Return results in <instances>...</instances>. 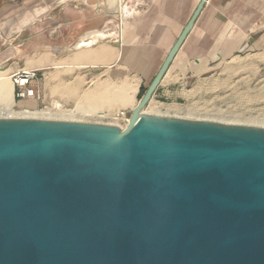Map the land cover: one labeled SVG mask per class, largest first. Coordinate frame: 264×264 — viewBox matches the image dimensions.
<instances>
[{"label":"water","instance_id":"1","mask_svg":"<svg viewBox=\"0 0 264 264\" xmlns=\"http://www.w3.org/2000/svg\"><path fill=\"white\" fill-rule=\"evenodd\" d=\"M0 116V264H264V128L147 112Z\"/></svg>","mask_w":264,"mask_h":264},{"label":"crops","instance_id":"2","mask_svg":"<svg viewBox=\"0 0 264 264\" xmlns=\"http://www.w3.org/2000/svg\"><path fill=\"white\" fill-rule=\"evenodd\" d=\"M199 2L131 0L124 8L118 0H0V91L9 88L12 109L33 110L38 98H17L13 77L74 68L91 75L90 99L108 98L96 88L106 78L134 82L137 101ZM262 52L264 0H207L146 111L178 115L200 77L243 58L259 67Z\"/></svg>","mask_w":264,"mask_h":264},{"label":"rangeland","instance_id":"3","mask_svg":"<svg viewBox=\"0 0 264 264\" xmlns=\"http://www.w3.org/2000/svg\"><path fill=\"white\" fill-rule=\"evenodd\" d=\"M259 61V67H252L255 60L243 58L200 77L194 85V94L180 105V113L176 116L264 128V52L260 53ZM43 72L44 76L31 83L34 98H38L33 111L47 115L42 118L124 126L137 102L134 97L125 101L117 95L90 99L88 92L93 88V79L86 70L64 68ZM95 72L97 74L98 71ZM104 79H100L99 86L108 84V87L121 88L125 85ZM102 92L100 95H107L108 89ZM9 96V88L4 86L0 91V108L12 109ZM120 112L123 114L117 116Z\"/></svg>","mask_w":264,"mask_h":264},{"label":"built area","instance_id":"4","mask_svg":"<svg viewBox=\"0 0 264 264\" xmlns=\"http://www.w3.org/2000/svg\"><path fill=\"white\" fill-rule=\"evenodd\" d=\"M120 2L121 7H126L127 3L131 0H118ZM37 79L36 71H24L21 72L13 77V83L19 89L16 96L17 98L24 99L34 97V90L32 88H28V85ZM32 112H36L29 109H12V113L8 114L7 112H0V116H20L23 114H31ZM123 113L120 112L117 116L122 115ZM120 125V124H119Z\"/></svg>","mask_w":264,"mask_h":264},{"label":"bare ground","instance_id":"5","mask_svg":"<svg viewBox=\"0 0 264 264\" xmlns=\"http://www.w3.org/2000/svg\"><path fill=\"white\" fill-rule=\"evenodd\" d=\"M1 78V77H0ZM134 81V80H133ZM108 85V84H107ZM107 85H98L96 86L98 91H105L106 89H108V95L113 96V95H117L120 96L122 99H124L125 101L130 100L131 98L134 97L136 90H137V85L133 83H126L125 85H123V87L121 88H113V87H108ZM113 86V85H112ZM100 92V93H104V92ZM98 93V92H97ZM96 94V93H95ZM100 97V96H99ZM125 103V102H124ZM129 104V103H127ZM135 106V105H134ZM7 112L8 114L12 113V109H8V108H0V112ZM154 113V112H153ZM20 116H26V117H36V118H42V117H46L47 115L41 113V112H32L31 114H23Z\"/></svg>","mask_w":264,"mask_h":264}]
</instances>
